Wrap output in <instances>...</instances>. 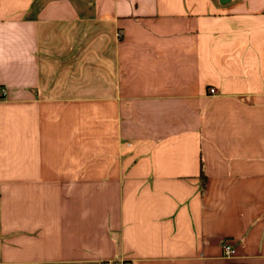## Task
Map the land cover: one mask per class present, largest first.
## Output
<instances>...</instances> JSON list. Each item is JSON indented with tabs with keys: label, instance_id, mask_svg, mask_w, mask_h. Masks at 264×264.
Returning a JSON list of instances; mask_svg holds the SVG:
<instances>
[{
	"label": "crops",
	"instance_id": "obj_1",
	"mask_svg": "<svg viewBox=\"0 0 264 264\" xmlns=\"http://www.w3.org/2000/svg\"><path fill=\"white\" fill-rule=\"evenodd\" d=\"M108 260L264 264V0H0V264Z\"/></svg>",
	"mask_w": 264,
	"mask_h": 264
},
{
	"label": "built area",
	"instance_id": "obj_2",
	"mask_svg": "<svg viewBox=\"0 0 264 264\" xmlns=\"http://www.w3.org/2000/svg\"><path fill=\"white\" fill-rule=\"evenodd\" d=\"M209 93L211 95H214L215 90L214 89H210ZM222 253H223V256L227 257V258L235 256V250L228 243L223 244ZM101 264H133V263L132 262H128V261H122V260H118V261L108 260V261L102 262Z\"/></svg>",
	"mask_w": 264,
	"mask_h": 264
},
{
	"label": "trees",
	"instance_id": "obj_3",
	"mask_svg": "<svg viewBox=\"0 0 264 264\" xmlns=\"http://www.w3.org/2000/svg\"><path fill=\"white\" fill-rule=\"evenodd\" d=\"M203 176V175H202Z\"/></svg>",
	"mask_w": 264,
	"mask_h": 264
}]
</instances>
